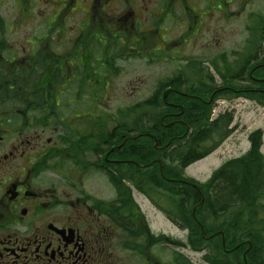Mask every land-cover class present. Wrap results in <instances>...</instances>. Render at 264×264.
Segmentation results:
<instances>
[{
	"label": "flooded vegetation",
	"instance_id": "obj_1",
	"mask_svg": "<svg viewBox=\"0 0 264 264\" xmlns=\"http://www.w3.org/2000/svg\"><path fill=\"white\" fill-rule=\"evenodd\" d=\"M251 2L0 0V264H175L176 240L154 231L142 209L147 203L175 226L173 196L140 190L136 183L151 175L134 176L124 164L143 145L108 131L113 80L126 72L122 64L174 52L172 40L217 39L223 21ZM246 36L233 53L238 65L248 54L258 53L253 63L264 57V42ZM141 82L130 84L128 100H171L167 91L160 96V82L144 98L150 87ZM218 223L222 249L225 224ZM249 231L245 264L256 244L264 255V210ZM211 253L201 252L204 264Z\"/></svg>",
	"mask_w": 264,
	"mask_h": 264
},
{
	"label": "trees",
	"instance_id": "obj_2",
	"mask_svg": "<svg viewBox=\"0 0 264 264\" xmlns=\"http://www.w3.org/2000/svg\"><path fill=\"white\" fill-rule=\"evenodd\" d=\"M253 32L258 37V44L264 42V17H260ZM254 58L256 60L260 58L258 53L255 57L251 54L242 56L239 65L228 71L231 73L228 76L215 66L218 75L221 77V86L215 85L216 80L211 74L203 73L201 64L197 65L191 62L188 67L197 76L196 81L193 82L192 80L191 82L187 74L182 71L179 75H174L173 78L160 82L158 89L160 96L167 91L166 95L171 100H145L133 108L134 113L129 116L127 113L123 114L122 119L124 120L115 127L118 129L117 133L120 134L139 130V132H147L148 135L161 134L160 136L163 138L167 133L166 138L164 137L165 139L163 138L159 142L158 149H153L155 155L159 156L161 166L158 163H153L150 169L141 170L139 168L138 174L132 170L130 174L140 178L151 175L149 182L136 183L140 190L145 191V189L150 188L153 190L155 188L161 194L173 196V199L170 200L173 205L172 215L181 219L185 227L190 230L188 243L194 251L202 252L211 249V255L206 258L211 264H219L216 253L220 250V236L217 234L209 241L205 237L216 233L219 224L217 214L214 217L212 229L206 230L203 217L204 208H198L194 215L195 204L190 195L196 187L201 188L200 191L206 193L214 189L216 195L213 198L210 197L209 207L213 206V210L216 212L220 209L224 210V208L229 209L228 212L224 211L229 222L225 225L226 233L228 226H232V219L236 215L234 205L240 206L242 213L251 217L252 224L257 223L259 213L264 210V155L260 153L262 133L258 131L252 135V149L248 156L229 162L220 171L215 172L206 184L187 179L184 173L190 165L212 153L232 132L230 129L234 119L232 113L226 112L216 120L212 119L213 107L217 101L234 99L238 96L234 91L240 90L246 92H240L241 97H245L248 101L255 102L264 108V76L263 70H261L264 66V57L256 63H253ZM239 80H244V83H239ZM172 82L174 85H171ZM170 85L172 89L169 91ZM176 91L195 97L188 98L183 94L176 93ZM171 139L172 142L167 145V141ZM121 142L122 140L119 141V143ZM138 143L144 147V141H134L129 144L137 147ZM119 153H121V149ZM124 153L122 154L124 155ZM127 153L128 157H131V154ZM134 154L135 163L142 166L152 163L146 162L149 157H147L145 147L143 150L135 148ZM120 167L122 169H118V176L125 177L123 166ZM114 182L118 192H126L127 189L121 183L116 180ZM232 182L234 183L233 187L227 185ZM167 212L170 214V211ZM200 217L203 223L195 221ZM237 224L249 232V223L246 220L241 218ZM229 237L230 235L226 236V246L231 243ZM259 245L256 244V249L260 247ZM239 258L241 259L242 256ZM229 262H233L232 257L225 261V263ZM175 264L190 263L177 252L175 253ZM241 264H245L243 258Z\"/></svg>",
	"mask_w": 264,
	"mask_h": 264
},
{
	"label": "rangeland",
	"instance_id": "obj_3",
	"mask_svg": "<svg viewBox=\"0 0 264 264\" xmlns=\"http://www.w3.org/2000/svg\"><path fill=\"white\" fill-rule=\"evenodd\" d=\"M238 9L237 4L232 7L233 11ZM231 17L233 16L231 15ZM260 17H264V0H252L242 14L237 15L236 18H228L223 21V33L217 39H212L209 36L205 41H192L187 45L172 40L170 41V48L171 50L175 49L174 52H160L159 56L145 57L140 61L135 59L122 64L126 72L113 80L114 98L108 100V131L114 129L124 120L122 119L123 112L145 101L126 98L132 92L130 84H135L137 80L140 83H142L141 80H145V87H150L149 89L144 88L141 92L145 98L158 82L171 79L175 74L179 75L182 71L187 74L191 82L192 80L194 82L197 76L188 67L189 63L194 62L197 65L201 64L204 74L209 73L214 77L215 85L221 86V80L215 66L219 67L218 69L225 75L231 74L228 71L238 65L235 63L238 57H234L233 53H237L239 46H242L244 39L247 38L246 33L255 31ZM196 67L198 68V66ZM226 112L232 113L234 118L230 126L231 134L219 147L212 151L210 156L188 167L184 173L186 177L197 179L199 182L205 181L222 164L245 155L250 149L248 137L256 131L262 133L260 152L264 154V109L243 99H220L213 107L212 117L213 115L214 117L221 116ZM137 199L140 202L138 196ZM142 209L154 231L178 240L186 238L187 234L182 229L172 226L162 214L154 211L147 203H142ZM180 251L191 263L204 264L202 255L195 254L188 249H180ZM164 264L167 262L165 261Z\"/></svg>",
	"mask_w": 264,
	"mask_h": 264
},
{
	"label": "bare ground",
	"instance_id": "obj_4",
	"mask_svg": "<svg viewBox=\"0 0 264 264\" xmlns=\"http://www.w3.org/2000/svg\"><path fill=\"white\" fill-rule=\"evenodd\" d=\"M263 70V76H264V66L262 67ZM178 94H183V92H177ZM127 136L129 141L134 142L135 138L136 140L143 142L144 141V147L145 149H147V157H149V160L146 162H152L150 164H143V166L145 167V169H150L151 165H153V163H158L161 166V162L159 161V156L155 155L153 149H158V145L159 142L161 140H163V138H166L167 133L165 134V136L163 138H161V134L159 135H148L147 132L141 131L139 132V130L127 135V134H121V136ZM164 138V139H165ZM132 139V140H131ZM145 139V140H144ZM160 139V140H158ZM167 145H169L172 142V139L170 141H167ZM144 147H142V149L139 150H143ZM135 156V155H134ZM146 157V158H147ZM136 159H131L130 161L125 162L124 164V168L125 169H129L131 168L132 171L137 172L139 170V163H135ZM125 171V170H124ZM227 185H230V187L234 186V183H229ZM225 187V186H224ZM201 189V188H200ZM200 189L198 187H196V189H193L192 194L190 195V198H192V200L194 201V209H193V214H196V211L198 208H204V212H203V217L205 219V229L206 230H211L213 227V223H214V217L217 214V221L222 222L223 224H228V218L227 216H225L224 211L228 212L229 209L224 208L220 209L219 211H214L213 210V206L209 207V203L208 201H210V197L213 198L216 195V192L211 190L208 193H206L205 191H200ZM199 202V203H198ZM235 211H236V215L235 217L232 219V226H228V230L227 233L225 234V236L230 235L229 239L231 243H229L228 246H225L224 248L220 249L219 251H217V258L219 260V264H241V259L244 257V251L246 250V245L243 242L246 238L251 237L250 235V231L248 232L247 229L241 228L240 225L237 224V222H239V219L241 220V218H243L244 220H246L249 225V229L250 226L252 225V219L250 216H246L244 213H242L241 211V207L240 206H233ZM234 214V212H233ZM233 214H231V216H233ZM195 217V216H194ZM249 219V220H248ZM243 227V226H242ZM238 233V234H236ZM218 233L212 234V236H216ZM197 240V239H196ZM261 247H257L255 253H253V259L251 261V264H263L264 259H263V253L262 250L260 249ZM241 254V255H240ZM259 254V255H257ZM230 255H238L239 257L242 256V258L240 259L238 256H230ZM233 258V262H229V263H225V261L228 258ZM248 264V263H247Z\"/></svg>",
	"mask_w": 264,
	"mask_h": 264
}]
</instances>
